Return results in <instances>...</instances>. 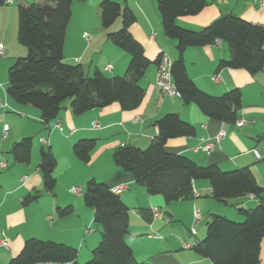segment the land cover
Here are the masks:
<instances>
[{"label":"crops","instance_id":"1","mask_svg":"<svg viewBox=\"0 0 264 264\" xmlns=\"http://www.w3.org/2000/svg\"><path fill=\"white\" fill-rule=\"evenodd\" d=\"M100 1L72 2V14L64 35L63 58L67 63L81 64L88 75L96 68L108 76L123 75L126 72L128 53L112 44L106 36L101 37L98 9ZM113 1L126 5L133 11L135 21L129 30L142 44L148 59L154 61L159 54H166L171 61L177 57V42L164 34L156 0ZM205 1L207 4L202 11L179 17L176 23L184 28L198 30L221 15L231 13L252 23L264 25V0ZM13 2L8 4L1 0L0 5H12ZM19 3L29 2L20 0ZM15 14L13 7L5 8V11L0 9V43L4 45V54L7 47L5 45L9 44L14 33ZM84 33L88 35V41L84 38ZM95 47H98V51H93ZM228 58V45L221 40L219 43L186 47L183 53L186 73L202 91L217 96L231 88L240 90L241 109L237 120L245 121L241 126L208 118L196 104L184 103L180 97L161 95L155 87V63L147 67L139 80L144 89V97L135 109L122 110L118 103L113 102L101 108L74 114L69 101H65L57 117L49 122L41 119L38 108L29 104L20 105L11 100L6 94L7 82H0V99L7 105L0 107V239L6 241L5 246H0V264H5L16 255L28 238L54 239L76 248V260L80 256L88 259L100 239L99 231L96 232L93 228V209L82 205L81 201L85 183L90 179L106 183L111 190L116 185H125L119 193L122 202L131 209L125 241L137 261L150 264H211L209 259L198 256L192 249L202 238L185 239L178 233L170 241L160 242L152 248H147L140 242L142 239H160L161 236L153 228L154 219H161L163 222L182 221L185 228H190L189 235L196 237L195 224L203 219V210L208 211L209 218L212 213H220L241 221L242 216L236 211L237 206L252 209L260 200L247 194L228 203H221L212 197L207 180L195 179L193 189L196 194L192 199L167 204L161 195L147 194L130 173L116 166L112 154L116 147L124 144L145 148L157 134L154 122L164 114L176 113L182 120L191 123L195 132L192 136L169 139L165 145L166 151L185 155L200 166L216 164L222 170L247 166L258 185L264 188V67L254 75L243 69L218 68L219 61ZM108 65L110 69L105 70ZM214 74L219 75L217 82L211 79ZM55 123L61 128L56 127ZM4 125H7L5 135ZM221 129L225 134L212 150L196 148L201 138L215 140V135ZM25 137H29L32 142L29 161L15 162L10 150L15 142ZM42 138L45 142L41 141ZM82 138H94L96 141L87 162L78 160L72 151L73 143ZM47 148L51 149L56 159L53 171L56 185L59 183L69 191L65 190L67 195L62 198L53 194L54 189L42 190L38 164L40 151ZM253 149L260 151L261 159L255 158ZM3 162L4 166L1 165ZM72 187H78V194L81 195L72 193ZM35 191H39L38 196L24 202ZM66 196L70 198L66 199ZM262 196L264 198V193ZM66 206H71L72 211L60 216L56 208ZM139 209L152 210V220L148 222L142 218ZM195 209L200 212V219L196 221L193 220ZM208 220H205V226ZM96 226L99 228L98 224ZM192 228L196 231L194 235L191 233ZM181 248L191 253H188L185 260L178 261L176 257L175 263L176 261L162 259L168 252H179ZM258 264H264V237L260 243Z\"/></svg>","mask_w":264,"mask_h":264},{"label":"trees","instance_id":"2","mask_svg":"<svg viewBox=\"0 0 264 264\" xmlns=\"http://www.w3.org/2000/svg\"><path fill=\"white\" fill-rule=\"evenodd\" d=\"M83 0H38L17 4V40L26 48L7 70L6 94L15 103L32 105L41 112V119L49 122L57 117L65 101L72 113L101 108L113 102L122 110L140 105L144 89L139 80L151 63L158 64L144 54V48L130 33L135 21L133 11L112 0L98 4L102 28H110L120 17L121 26L106 33L107 39L130 56L124 75L108 76L96 68L88 75L81 64H70L63 58V42L71 17V4ZM1 2V0H0ZM205 0H156L164 34L176 40L177 57L171 64L175 88L184 103H194L208 118L234 124L241 109V92L231 88L221 95H210L199 89L188 77L183 59L186 47L203 46L221 40L227 43L229 58L221 59L218 68L243 69L251 75L264 67V25L244 20L234 14H223L198 30L184 28L176 23L183 16L195 15L206 6ZM154 125L157 134L145 148L130 144L116 147L112 158L116 166L130 173L149 195H161L168 204L177 200L192 199L193 181H208L212 197L228 203L247 194L254 195L259 203L252 209L237 206L242 216L235 222L226 216L212 213L205 226V234L192 249L211 264H258L260 243L264 237V188L258 185L249 167L222 170L218 165L200 166L182 154L165 150L171 138L192 136L195 127L176 113H167ZM94 138H82L72 145L73 154L87 162L94 149ZM31 139L15 142L10 153L15 162H28ZM56 159L50 148L40 151L39 170L42 190L52 191L56 185L53 171ZM39 191L24 202L35 199ZM82 199L93 209V221L99 225L100 239L84 264H150L135 259L125 241L129 228L130 209L119 194L101 181L90 179L85 184ZM60 216L72 211L71 206L57 207ZM146 221L153 218L150 209H139ZM77 249L53 240L28 238L20 251L7 264H78Z\"/></svg>","mask_w":264,"mask_h":264},{"label":"rangeland","instance_id":"3","mask_svg":"<svg viewBox=\"0 0 264 264\" xmlns=\"http://www.w3.org/2000/svg\"><path fill=\"white\" fill-rule=\"evenodd\" d=\"M19 1L20 0H14V2H13L12 5H7V4L0 5V9H3L4 11H5V8L13 7L14 10H15V13H16L15 14V18H14V26L15 27H14V33L12 35V39L9 40V44L8 45H5L8 48L6 47L5 54H3V56L0 57V82L1 83L3 82L4 84H6V82H7V68L9 66H11L16 61L17 58L23 57L26 54V48L23 45L19 44V42L17 40V4H18ZM27 2L30 3V2H35V1L34 0H27ZM71 14H72V10H71ZM120 26H121V19H120V17H118L116 19V21L114 22V24L110 28H108V29L102 28V26H101V24L99 22V27H100V30H101V34H100L101 37L103 36V38H104L106 36V33L107 32H109V31H115V30L119 29ZM108 43H110V42H108ZM93 51H98V47H95ZM127 55L129 57L128 58V61H127V64H128L129 59H130V56H129V54H127ZM126 68H127V65H126ZM123 75H124V73H123ZM65 190L67 192H69L67 187H65V189H64V186L63 185H60L58 183L56 185V187L54 188L53 194L54 195H57V196H59V197L62 198V196L67 195L66 192H65ZM78 195H81V194H78ZM69 198H70L69 196H66V199H69ZM81 201H82V205H84V202H83V199L82 198H81ZM215 203H217V202H215ZM236 211H237V209H236ZM202 214H203V219L201 221H198L195 224V229L197 231L196 237L189 235L188 230L190 228L188 226H187V228H185L183 226L182 221L171 220L170 222H163V220H161V219H158V220L154 219L155 224L153 225V228H154V231L157 232L156 234L159 237L161 236L160 239H157L158 237L156 239H142L141 242H140V244L143 245V246H145V247H147V248H152V247H155L156 245H158V243H160V242L170 241L172 239V237H176V234H178V233H180L181 236L184 237L185 239H189V238H191V239L199 238L200 239V238H203V236H204L203 229H204L205 222H206L205 220H208L209 219V214H208V211L207 210H203L202 211ZM218 214L219 215H223V214H220V213H218ZM227 218L230 219L229 217H227ZM182 220H184V219H182ZM230 220H233L235 222H241L243 219L241 221L234 220V219H230ZM95 226H96V224L93 223L94 230L96 232H98L100 230V227L98 228V226H96L97 227L96 228ZM99 237H100V233H99ZM38 239H40V238H38ZM42 240H51V239H42ZM52 240L54 241V239H52ZM56 242H59V241H56ZM97 245H98V243H97ZM171 250H173V249H171ZM83 251H85V243H84ZM91 252H90V257L88 259H83V257L80 256L78 258V260H76V262L78 264H84L85 262H87L91 258V256H92L91 255ZM189 252L190 251L181 248V250L179 252H173V251L172 252L171 251L168 252L167 254L164 255V258H162V259L164 261H169V262L176 261L175 263H177V260H174V259H176V257H178V261L179 260H185L186 258H188V253ZM189 254H191V253H189ZM154 261H156V260H154ZM139 262H141V261H139ZM5 264H7V262ZM181 264H183V263H181Z\"/></svg>","mask_w":264,"mask_h":264},{"label":"built area","instance_id":"4","mask_svg":"<svg viewBox=\"0 0 264 264\" xmlns=\"http://www.w3.org/2000/svg\"><path fill=\"white\" fill-rule=\"evenodd\" d=\"M4 2L11 4L13 0H4ZM83 36L87 41L89 40V37L86 33H84ZM219 41L220 40H216L215 43H219ZM3 54H4V45L3 43H0V57L3 56ZM171 64H172V61L166 54H162L160 56L158 64H157L156 74H155V87L157 88L158 92L163 96L179 97L180 94L175 88V85L172 81ZM104 69L105 70L110 69V65L106 66ZM211 79L217 82L219 80V75L218 74L211 75ZM6 106H7L6 103L2 102L0 99V107H6ZM244 123L245 121L242 119H239L235 122L237 126H241ZM55 126L58 128H61L58 123H55ZM3 130H4V135H5L6 130H7V125L3 126ZM224 134H225L224 130L221 129L215 135L214 137L215 140L213 141L211 139L201 138L200 143L197 145L196 148L202 149L204 151H210L218 143L219 139L223 137ZM41 141L45 142L43 138L41 139ZM263 150H264V144H263ZM252 152L256 159H261L262 155L260 151H258L257 149H253ZM1 165L4 166L5 163L3 162ZM124 187H125L124 184H119V185L112 187V191L116 194H119L124 189ZM71 192L74 194H78L80 192V189L78 187H72ZM194 194H196V192H194ZM199 219H200V212L195 209L193 211V220L196 221ZM191 233L194 235L196 233L195 229L192 228ZM5 245H6V241L4 239H0V246H5Z\"/></svg>","mask_w":264,"mask_h":264}]
</instances>
